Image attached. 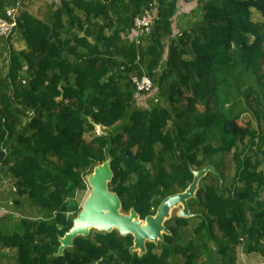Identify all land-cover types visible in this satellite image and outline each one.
I'll return each instance as SVG.
<instances>
[{
	"label": "trees",
	"instance_id": "1",
	"mask_svg": "<svg viewBox=\"0 0 264 264\" xmlns=\"http://www.w3.org/2000/svg\"><path fill=\"white\" fill-rule=\"evenodd\" d=\"M195 4L199 17L181 24L178 0H58L48 18L20 9L22 45L0 37V183L10 179L13 207L0 210V264H235L238 249L264 259V0ZM153 7L136 41L132 18ZM142 73L151 93L133 87ZM106 158L107 188L141 218L211 167L190 214L167 218L142 251L129 232L90 227L56 253L82 176Z\"/></svg>",
	"mask_w": 264,
	"mask_h": 264
},
{
	"label": "water",
	"instance_id": "2",
	"mask_svg": "<svg viewBox=\"0 0 264 264\" xmlns=\"http://www.w3.org/2000/svg\"><path fill=\"white\" fill-rule=\"evenodd\" d=\"M2 154L3 150L0 149V157ZM123 155H131V152L126 149ZM210 167V164H206L199 169L192 170L191 180L185 188L163 196L156 205L155 211L141 218L132 209L127 211L119 210L117 195L107 188V181L111 176L108 158L102 160L92 167L90 172L92 173L90 176V193L86 197L83 206L79 208L76 215L72 218V224L58 237L59 244L56 253H60L64 246L69 245L74 235L86 234L90 227L110 230L114 228L111 227L112 224L116 225L114 229L120 234L129 232L132 235V249L139 248L142 251L145 239L152 240L156 237V239H159L161 233L167 231L162 221L168 208L174 202H181L182 204L178 215L190 214L187 209L186 198L193 195L199 177ZM160 229L163 231L160 232Z\"/></svg>",
	"mask_w": 264,
	"mask_h": 264
},
{
	"label": "built area",
	"instance_id": "3",
	"mask_svg": "<svg viewBox=\"0 0 264 264\" xmlns=\"http://www.w3.org/2000/svg\"><path fill=\"white\" fill-rule=\"evenodd\" d=\"M23 0H12L11 3L7 4L2 12H0V37L4 38L7 35H9L12 31H14L16 27V19L18 16V13L21 9ZM156 9L149 8L144 9L138 14H135L132 18V35L134 36V39L138 41V36L140 34H145L149 31L151 24L153 22V18L155 15ZM130 80L133 83V87L142 92H148L151 93L152 89V80L151 78L145 74L142 73L139 76L133 75ZM158 95L153 96V101L159 100ZM95 132L97 133L99 131V126L97 125L96 128H94ZM83 180L85 179V175L82 176ZM6 181V180H5ZM12 190L14 189V186L10 187ZM10 202V200H9ZM7 208L6 206L0 204V210H4Z\"/></svg>",
	"mask_w": 264,
	"mask_h": 264
},
{
	"label": "rangeland",
	"instance_id": "4",
	"mask_svg": "<svg viewBox=\"0 0 264 264\" xmlns=\"http://www.w3.org/2000/svg\"><path fill=\"white\" fill-rule=\"evenodd\" d=\"M192 5L191 7H187L185 8L186 12L188 13L186 16L187 17H183L182 21L180 22L183 23L185 22L186 19H195L197 17H199L200 15V10H199V5L197 6L195 4L196 0H192ZM188 6H190V2L187 3ZM186 5V6H187ZM192 11V12H191ZM250 17L253 19V20H261V16L259 15V13H257L256 11H254L253 9L251 10V15ZM186 23V22H185ZM262 71H264V66L260 69ZM142 98H141V102L142 103H145L147 101V98H145L144 95H141ZM248 114L247 113H243L241 115V117L237 118L232 126H233V129L234 130H240L242 128V125L244 124V120L247 118ZM99 126L98 123H95L94 127L96 128V126ZM85 137L88 138L89 135L86 133L85 134ZM260 167H262L264 169V162L262 164H260ZM89 174V173H88ZM87 174V175H88ZM86 175V176H87ZM85 176V177H86ZM3 178L6 180V181H2L0 183V204L8 207L9 209L13 207L11 206V204L9 203V200L7 201V198L9 196H11V194L6 190V186L9 185V181L10 179L8 177L5 176V174H3ZM11 189V188H10ZM12 190V189H11ZM87 190H85V188H83L82 190L80 189H77L75 191V198L78 200V203L80 201V203L82 202L84 196H85V193H86ZM11 198V197H10ZM23 205H25L23 203ZM80 207V206H79ZM182 207V204L181 202H174L167 210L166 214L164 215L163 217V221H162V224L165 226L166 225V219L169 218L170 216L174 215V214H178L179 212V209ZM26 209V208H25ZM120 210V209H119ZM14 212L13 213H16L15 210H13ZM18 212V211H17ZM165 230V229H164ZM163 230L160 229V232H162ZM157 238V237H156ZM152 239L151 241H156L157 239ZM145 240H150V239H145ZM134 250H136L137 252H140V249L139 248H133ZM262 260H264L261 256H259L258 254L252 252V253H249V254H243L240 250H237L236 251V254H235V264H264V263H260Z\"/></svg>",
	"mask_w": 264,
	"mask_h": 264
},
{
	"label": "crops",
	"instance_id": "5",
	"mask_svg": "<svg viewBox=\"0 0 264 264\" xmlns=\"http://www.w3.org/2000/svg\"><path fill=\"white\" fill-rule=\"evenodd\" d=\"M190 2V6L187 5V3ZM58 3V0H23L21 9L26 10L33 15L39 17V18H48L50 16V10ZM192 0H178L179 8L177 10V15L175 16V24L181 22L183 17H187L188 14L185 10L187 7H191ZM187 5V6H186ZM17 31V30H16ZM17 32H12L10 41L12 46L14 47H20L22 45L21 41L17 38ZM241 251V249H238ZM243 254H249L244 253ZM257 254V253H256ZM260 256V255H259ZM260 263H264V260H262Z\"/></svg>",
	"mask_w": 264,
	"mask_h": 264
},
{
	"label": "bare ground",
	"instance_id": "6",
	"mask_svg": "<svg viewBox=\"0 0 264 264\" xmlns=\"http://www.w3.org/2000/svg\"><path fill=\"white\" fill-rule=\"evenodd\" d=\"M91 175H92V173L88 174V176L85 177V182H86V185H87V189H86L87 191H86V193H85V196H84L82 202L80 203V208L83 206V203H84L86 197H87V196L89 195V193H90V190H91L90 176H91ZM131 218L133 219V217H131ZM111 227L116 228V225H115V224H112Z\"/></svg>",
	"mask_w": 264,
	"mask_h": 264
},
{
	"label": "clouds",
	"instance_id": "7",
	"mask_svg": "<svg viewBox=\"0 0 264 264\" xmlns=\"http://www.w3.org/2000/svg\"><path fill=\"white\" fill-rule=\"evenodd\" d=\"M87 174H88V173H87ZM87 174H84V175L86 176ZM84 183H85V179H84Z\"/></svg>",
	"mask_w": 264,
	"mask_h": 264
}]
</instances>
